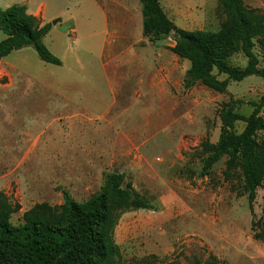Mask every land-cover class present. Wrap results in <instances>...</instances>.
<instances>
[{"label":"rangeland","instance_id":"rangeland-1","mask_svg":"<svg viewBox=\"0 0 264 264\" xmlns=\"http://www.w3.org/2000/svg\"><path fill=\"white\" fill-rule=\"evenodd\" d=\"M67 1L43 37L60 65L32 46L0 61V191L19 205L10 222L36 203H62V190L85 200L105 173L122 172L154 208L120 215L118 264H264V240L251 229V220L264 224V180L252 216L240 169L226 172L223 156L203 174L199 145L217 140L224 101L252 111L264 77L229 81L224 93L185 87L189 61L168 49L172 37L143 35L140 0ZM159 1L180 28H219L218 0ZM243 1L264 11V0ZM253 49L264 68V36ZM228 60L247 61L238 49Z\"/></svg>","mask_w":264,"mask_h":264},{"label":"trees","instance_id":"trees-1","mask_svg":"<svg viewBox=\"0 0 264 264\" xmlns=\"http://www.w3.org/2000/svg\"><path fill=\"white\" fill-rule=\"evenodd\" d=\"M142 33L149 40L172 37L168 49L189 61L184 85L200 83L224 93L229 81H241L247 76L264 77V68L254 52L255 38L264 36V11L245 5L243 0H218L221 20L216 31L178 27L167 16L159 0H140ZM50 23L41 24L38 17L27 12L24 4L14 3L0 8V60L13 50L32 46L41 60L60 65V59L43 43ZM238 49L246 65L234 66L228 56ZM223 75V79L219 76ZM263 99L252 103L248 115L236 111L239 100L229 98L218 111L220 131L215 142H200L202 173L221 157L226 156L225 171L238 167L248 208L253 216L256 189L264 180V142L258 133L264 132L261 115ZM241 122L238 132L235 126ZM63 202L51 205L39 202L22 213V222L13 225L10 217L19 210L0 191V264H118L119 246L113 239L114 226L125 211L152 209L122 172H107L97 191L76 201L62 190ZM251 220L255 239L264 240V224ZM214 259V258H212ZM178 264V263H174ZM189 264H203L194 258ZM206 264H215L207 262Z\"/></svg>","mask_w":264,"mask_h":264},{"label":"crops","instance_id":"crops-1","mask_svg":"<svg viewBox=\"0 0 264 264\" xmlns=\"http://www.w3.org/2000/svg\"><path fill=\"white\" fill-rule=\"evenodd\" d=\"M68 2L67 0H0V8H6L14 3L24 4L26 6L27 12L38 17L41 24L50 23V20L53 18H57V20L61 19V13L59 8L62 4ZM51 31V24L50 29L48 32ZM174 41L169 44L172 46ZM22 48L18 49L17 51H21ZM2 59H5L3 57ZM1 59V60H2ZM0 60V61H1Z\"/></svg>","mask_w":264,"mask_h":264},{"label":"water","instance_id":"water-1","mask_svg":"<svg viewBox=\"0 0 264 264\" xmlns=\"http://www.w3.org/2000/svg\"><path fill=\"white\" fill-rule=\"evenodd\" d=\"M56 23V20L54 19V20H52V24H55ZM62 202H63V200H62Z\"/></svg>","mask_w":264,"mask_h":264}]
</instances>
